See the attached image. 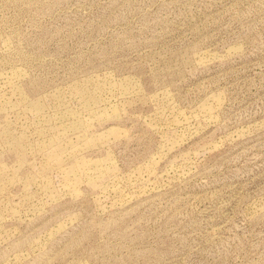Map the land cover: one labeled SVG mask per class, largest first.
Returning <instances> with one entry per match:
<instances>
[{
    "label": "rangeland",
    "instance_id": "1",
    "mask_svg": "<svg viewBox=\"0 0 264 264\" xmlns=\"http://www.w3.org/2000/svg\"><path fill=\"white\" fill-rule=\"evenodd\" d=\"M0 264H264V0H0Z\"/></svg>",
    "mask_w": 264,
    "mask_h": 264
}]
</instances>
